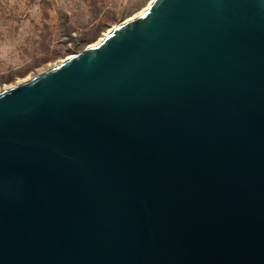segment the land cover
I'll list each match as a JSON object with an SVG mask.
<instances>
[{
  "label": "water",
  "instance_id": "1",
  "mask_svg": "<svg viewBox=\"0 0 264 264\" xmlns=\"http://www.w3.org/2000/svg\"><path fill=\"white\" fill-rule=\"evenodd\" d=\"M0 264H264V0H153L1 91Z\"/></svg>",
  "mask_w": 264,
  "mask_h": 264
},
{
  "label": "rangeland",
  "instance_id": "2",
  "mask_svg": "<svg viewBox=\"0 0 264 264\" xmlns=\"http://www.w3.org/2000/svg\"><path fill=\"white\" fill-rule=\"evenodd\" d=\"M149 2L0 0V92L80 52Z\"/></svg>",
  "mask_w": 264,
  "mask_h": 264
},
{
  "label": "bare ground",
  "instance_id": "3",
  "mask_svg": "<svg viewBox=\"0 0 264 264\" xmlns=\"http://www.w3.org/2000/svg\"><path fill=\"white\" fill-rule=\"evenodd\" d=\"M153 0H150V2L148 3V5L143 9V10H141L140 12H138V13H136V14H134V15H132L129 19H127L126 21H128V20H131V19H134V18H137V17H139L140 15H142L144 12H145V10L148 8V6L151 4V2H152ZM126 21H124V22H126ZM123 22V23H124ZM122 24V23H121ZM120 24V25H121ZM117 26H119V25H117ZM117 26H114V27H117ZM114 27H112L111 29H109L108 31H106L105 32V34L99 39V40H97L96 42H94V43H92V44H90L89 46H95V45H97V44H99L102 40H103V38L114 28ZM70 56H68L67 58H69ZM65 59H63L61 62H63ZM27 80V79H26ZM25 80H23L22 82H24Z\"/></svg>",
  "mask_w": 264,
  "mask_h": 264
}]
</instances>
